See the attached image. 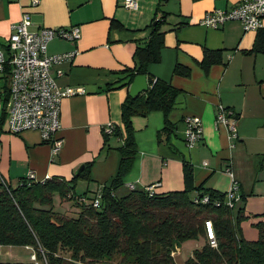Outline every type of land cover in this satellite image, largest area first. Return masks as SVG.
<instances>
[{"label":"crops","instance_id":"1","mask_svg":"<svg viewBox=\"0 0 264 264\" xmlns=\"http://www.w3.org/2000/svg\"><path fill=\"white\" fill-rule=\"evenodd\" d=\"M239 1L137 0L139 9L132 12L121 0H39L36 6H29V0H0V45L23 11L30 13V30L77 25L81 32L75 42L54 38L47 45L50 55L76 51L71 60L51 67L56 86L74 92L60 101L59 152L52 155L37 130L9 132L8 108L0 100V179L11 185L29 174L37 180L70 179L80 164L90 163V179H79L75 186L84 187V195L115 175L117 146L126 135L121 108L128 96V87L118 86L125 74L118 72L134 66L136 45L149 37L153 19L165 13L159 26L160 59L149 63L147 71L179 93L167 114L168 128L160 110L131 117L137 152L117 193L128 192L130 185L143 189L156 184L155 190L164 192L187 187L190 197L205 190L224 194L230 168L240 186L235 208L241 207L247 217L240 223L241 232L256 239L252 224L264 219L259 216L264 209V52L253 49L257 37L264 40V16L258 30L245 31L237 20L218 28L199 23L206 11L230 8ZM206 51L220 52V61L204 67ZM176 65L188 75L174 72ZM218 105L237 114V137L231 138L227 127L215 123ZM185 116L202 122L201 138L191 148L184 141ZM108 122L120 136L111 134L104 143L102 128ZM183 160L193 168L190 183L183 177ZM22 247L31 250L30 255L34 252Z\"/></svg>","mask_w":264,"mask_h":264},{"label":"trees","instance_id":"2","mask_svg":"<svg viewBox=\"0 0 264 264\" xmlns=\"http://www.w3.org/2000/svg\"><path fill=\"white\" fill-rule=\"evenodd\" d=\"M164 14L153 19L156 23L152 22L149 37L136 45L134 66L118 72L125 74L118 86L128 87L136 75L144 74L148 90L134 97L128 94L122 103L126 135L117 146L119 163L115 175L89 198L78 194L75 186L79 179H90V163L70 179L52 176L37 180L31 174L20 178L16 186L0 179V245L29 246L40 261L45 258L46 264H94L104 256L114 255L120 256L118 264H172L174 244L203 239L201 247L193 249L184 264H264V219L252 224L257 238H245L240 223L247 217L241 207L231 209L226 205L225 193L205 190L190 197L187 187L164 192L156 191V184H152L151 195L147 186L117 193L137 152L131 117L160 110L164 127L168 128L167 114L179 93L147 71L149 63L160 59L163 32L159 26ZM253 50L264 52L262 37H257ZM219 61L220 52L206 51L201 63L208 67ZM174 72L188 75L179 65ZM113 134L120 136L115 126ZM109 136L104 134V143ZM182 172L186 183H190L194 173L187 160L182 161ZM55 194L60 200L74 201L78 207L76 216L54 210ZM204 196H208L207 202L202 201ZM95 199L99 206L93 205ZM259 216L264 218V209ZM206 220L212 223L215 247L206 240Z\"/></svg>","mask_w":264,"mask_h":264},{"label":"built area","instance_id":"3","mask_svg":"<svg viewBox=\"0 0 264 264\" xmlns=\"http://www.w3.org/2000/svg\"><path fill=\"white\" fill-rule=\"evenodd\" d=\"M38 2L39 0H29V6H36ZM121 4L132 12L139 9L137 0H121ZM263 16L264 0H240L230 8L206 11L199 23L218 28L226 21L237 20L245 31L258 30L262 27ZM31 23L30 13L23 11L19 21L11 24L6 43L0 45V100L5 101L8 108L9 132L18 134L25 130H37L42 140L50 145L52 155H55L62 144V139L57 136L60 127V101L64 95L74 92L69 87L59 89L56 86L51 67L63 60H71L76 51L50 55L47 53V45L54 38L75 42L80 38L81 32L77 25L30 30ZM183 121L186 126L184 141L191 148L201 138L202 122L196 116H185ZM215 123L227 127L231 138L237 137V114L231 108L218 105ZM102 130L104 134L111 135L114 126L108 122ZM226 172L230 177V185L225 192L224 201L234 209L240 198V186L232 170L227 168ZM146 189L151 195L154 185H148ZM202 201L207 202L208 196H204ZM93 205L99 206L97 199ZM205 236L209 245L215 247L217 243L210 220L205 221ZM30 259L40 261L35 252L30 255ZM41 261L46 264L44 257Z\"/></svg>","mask_w":264,"mask_h":264},{"label":"rangeland","instance_id":"4","mask_svg":"<svg viewBox=\"0 0 264 264\" xmlns=\"http://www.w3.org/2000/svg\"><path fill=\"white\" fill-rule=\"evenodd\" d=\"M16 186V182L12 184ZM78 194L84 193V187L76 188ZM92 191L86 192V197L93 196ZM53 208L55 211L66 213L69 216H76L78 212V207L75 205L73 200H60L57 194L53 197ZM246 219H243L241 222H246ZM250 227V226H249ZM253 228V227H252ZM255 228V227H254ZM253 228V229H254ZM203 239L198 240H185L181 243L174 244V250L172 252V264H184L185 260L191 255L193 249L200 248L202 245ZM32 251L26 249L22 246H5L0 245V261H19L17 264H43L41 261H32L30 259V253ZM120 256L114 255L111 257L104 256L100 261H97L94 264H118ZM76 264H88L84 262L77 261Z\"/></svg>","mask_w":264,"mask_h":264},{"label":"water","instance_id":"5","mask_svg":"<svg viewBox=\"0 0 264 264\" xmlns=\"http://www.w3.org/2000/svg\"><path fill=\"white\" fill-rule=\"evenodd\" d=\"M156 22H153L155 25ZM148 90V82L146 75H136L133 80L131 81L130 85L128 86V94L131 97H134L142 92ZM84 168L83 164H80L74 171L73 175L78 174Z\"/></svg>","mask_w":264,"mask_h":264}]
</instances>
